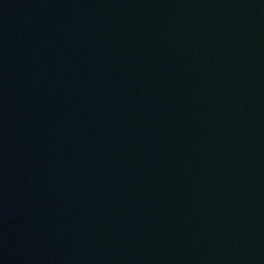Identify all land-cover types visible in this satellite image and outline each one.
<instances>
[{
  "label": "water",
  "instance_id": "95a60500",
  "mask_svg": "<svg viewBox=\"0 0 264 264\" xmlns=\"http://www.w3.org/2000/svg\"><path fill=\"white\" fill-rule=\"evenodd\" d=\"M0 264H264V0H0Z\"/></svg>",
  "mask_w": 264,
  "mask_h": 264
}]
</instances>
